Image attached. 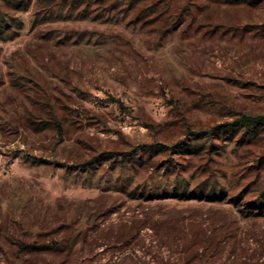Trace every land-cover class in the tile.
Instances as JSON below:
<instances>
[{
    "label": "rangeland",
    "instance_id": "obj_1",
    "mask_svg": "<svg viewBox=\"0 0 264 264\" xmlns=\"http://www.w3.org/2000/svg\"><path fill=\"white\" fill-rule=\"evenodd\" d=\"M150 1L0 0V264H264V0Z\"/></svg>",
    "mask_w": 264,
    "mask_h": 264
},
{
    "label": "trees",
    "instance_id": "obj_2",
    "mask_svg": "<svg viewBox=\"0 0 264 264\" xmlns=\"http://www.w3.org/2000/svg\"><path fill=\"white\" fill-rule=\"evenodd\" d=\"M21 1L19 0V2ZM161 1L163 0H151L149 5H154V4L157 5ZM234 123H236L239 126L249 125L251 123H253L254 125H260L261 123H264V113H259V114H254V115L253 114H243L240 117H237Z\"/></svg>",
    "mask_w": 264,
    "mask_h": 264
}]
</instances>
